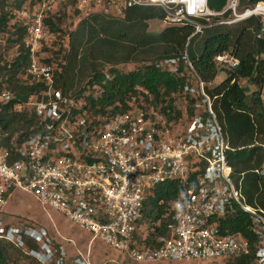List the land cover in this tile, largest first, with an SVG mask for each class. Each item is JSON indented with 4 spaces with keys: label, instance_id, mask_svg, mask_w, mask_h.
Masks as SVG:
<instances>
[{
    "label": "built area",
    "instance_id": "obj_1",
    "mask_svg": "<svg viewBox=\"0 0 264 264\" xmlns=\"http://www.w3.org/2000/svg\"><path fill=\"white\" fill-rule=\"evenodd\" d=\"M60 0H37L19 12L26 28L24 46L30 57L25 80L43 85V91L25 105L33 110L38 125L23 143L0 148V214L15 192L33 196L45 209L64 216L79 230L126 255L139 264L223 261L251 253L241 234H223L219 219L236 205L249 214L256 239L255 264H264V208L247 205L233 180L228 163L229 145L214 108V97L186 53L181 58L153 62L157 68L183 76V90L173 95L174 109L148 101L133 104L129 112L107 120L92 117L86 97L77 98L57 87L58 65L49 55L60 34L46 21L57 15ZM158 7L167 26H193L195 35L213 26H233L248 19L258 22L254 39L264 41V3L241 9L229 0L221 13L209 8V0H76L75 9L89 19L103 16L123 20L132 7ZM229 13V19H213ZM224 19V18H223ZM221 19V20H223ZM48 51V52H45ZM239 48L218 55L215 63L229 76L240 67ZM48 54V55H47ZM54 59V60H53ZM264 55L257 57L260 61ZM11 91L0 94L9 104ZM264 108V85L261 95ZM264 148V143L260 145ZM264 178V167L257 171ZM178 181L187 193L173 204L167 236L147 245L139 240L144 203L159 185ZM142 235V234H141ZM47 231L21 223L7 228L0 221V238L26 249L24 237L40 244L29 253L43 264H67L64 249L57 248ZM147 237L143 235V240ZM75 264H87L81 258Z\"/></svg>",
    "mask_w": 264,
    "mask_h": 264
},
{
    "label": "trees",
    "instance_id": "obj_2",
    "mask_svg": "<svg viewBox=\"0 0 264 264\" xmlns=\"http://www.w3.org/2000/svg\"><path fill=\"white\" fill-rule=\"evenodd\" d=\"M28 1L0 0V36L5 38V44H0V94L5 89L13 94L9 104L0 102V148L11 149L13 139L19 144L25 142L39 122L33 110L16 109L43 91V85L30 83L23 77L30 64V57L24 46L26 28L18 17L20 11L26 6L34 5L37 0H30L26 5ZM228 1L209 0V8L213 12L221 13ZM239 1L241 9L264 3V0ZM72 4H76V0H72ZM165 17L164 11L158 7L136 6L128 9L121 21L104 17L106 20L104 19L100 25V30L88 22L91 18L85 19L83 23L86 22L88 29L81 30L86 35L83 34L81 37V32L78 31L76 34H70L72 48L67 56L63 57L66 65H60L55 75L57 87L66 93H74L77 98L86 97L85 108L96 118L110 120L132 110L133 104L141 107L142 99L148 101V97L141 90L148 91L154 98L152 104L163 106V111L168 114V110L174 109L173 95L179 94L187 83V72L183 63L180 64L183 76L161 70L152 63L128 73L117 68H111L106 72L99 70L98 65L94 64L90 72L86 73L85 64L91 55L85 54V51L81 56L84 49H88L92 44L90 50H99L100 57L106 54L105 60L108 62L119 58L117 55L122 50L123 60L129 61L131 56L142 49L139 46L145 44L144 39H138L133 42L134 45H125L124 40H129V29L138 26L147 30L149 22L156 20L163 22ZM228 17L229 13H225L223 17L214 18L213 23ZM92 19L98 22L101 17L96 16ZM61 20L60 16L55 15L46 21V25L60 34V38L63 34L59 27ZM118 24L125 26L128 32H120L114 27ZM110 25L113 28L112 26L110 28ZM236 25H233L239 27L236 31H226L222 25L207 29L204 31L205 37L202 42L193 51L192 42L201 35L193 36L195 33L193 26L167 27L156 39V43L160 44L158 49L162 48L163 51L154 62L181 58L187 53L202 79L214 85L208 92L214 97V108L229 144L227 159L233 169V180L243 193L247 205L264 208V178L257 173L264 167V148L259 146L264 143V108L261 102L264 59L257 60V57L264 55V41L254 39V33L258 29V22L255 19H248ZM103 34L105 36L102 37ZM107 37L111 38L109 43ZM7 45L17 47V55L11 60L2 53V49ZM232 48H239L242 51L239 54L240 67L225 81L220 82L215 59ZM60 57L61 52H55L54 59L60 61ZM81 62L83 65L78 66ZM241 81L255 86L256 91L251 92L248 87L241 85ZM82 84V87L77 88ZM188 188L178 181H172L159 185L151 192L144 203L139 240L151 245L155 243L156 238L168 235L174 214L173 204L187 193ZM219 222L223 234L241 233L251 244L249 255L227 259L225 262L255 264L256 239L250 229L249 214L236 205L234 212L227 213ZM143 235L147 237L145 240ZM24 239L27 250L0 238V264H43L29 253L30 250H40V244L29 237Z\"/></svg>",
    "mask_w": 264,
    "mask_h": 264
},
{
    "label": "rangeland",
    "instance_id": "obj_3",
    "mask_svg": "<svg viewBox=\"0 0 264 264\" xmlns=\"http://www.w3.org/2000/svg\"><path fill=\"white\" fill-rule=\"evenodd\" d=\"M11 1H16V0H11ZM21 1V0H18ZM30 2V0L26 3V5H28V3ZM56 13L57 16L61 17V22L59 23V27L60 29L63 31V34L61 35V38H59V41L54 45V48L52 51H50L49 55L52 56L54 58V54L55 52H61V57H60V61H57L56 63L62 66L66 65V62L64 61L63 57L66 55L67 53H69L71 51L72 48V38L70 39V34H76V32H81L80 35L82 37V35H86L85 32H82L81 29L87 31L88 29V25L85 23H83V21L85 20V16L82 15L81 13H79L78 11H76L75 9V4H72V0H60V4L56 9ZM101 17V19H99L98 22H94L93 19H89L88 22H91L93 26H95L98 30H100V25L106 20L103 16H99ZM230 18V17H229ZM227 18V19H229ZM105 19V20H104ZM110 20V19H109ZM226 19L220 20L221 21H225ZM116 21H121V20H116ZM112 25H110L111 28ZM223 26V25H222ZM236 26H240V25H236ZM236 26H223L224 30L226 31H236L239 30V27ZM114 27H116L120 32H128V30L125 28V26H121V25H115ZM167 27L166 24H164L163 22L156 20V21H151L148 23V29L147 30H143V28L141 27H135L134 29H129V36H128V41L124 40V44L125 45H134L133 42L137 41L138 39H144V43L143 45L139 46L140 48H142L141 50H138V52L131 56V58L129 59V61H124L123 60V56H124V51L122 50L118 55L117 59H113L110 62L105 60V57L107 56L106 54H103L100 57V51L99 50H90L92 48V44L88 47V49H84V51L81 53V56L85 54L90 53L91 57H89L87 59V62L85 64V68H86V73H89L91 68H93L92 65L97 64V68L99 70H103L106 72H109L111 70V68H117V69H121L124 72H132L134 70L140 69L142 67H144L145 65H148L149 63H153L157 57L159 56L158 54L162 53L163 49L161 48L160 50L158 49L160 47L159 43H156V39L159 36V34H161ZM113 28V26H112ZM105 36L104 34L102 35V37ZM205 37V33L201 34L200 37H197L193 40L192 42V46H191V51H193L200 42H202L203 38ZM110 37H107V43L110 42ZM154 39V40H153ZM123 41V40H122ZM132 41V42H131ZM253 41V40H252ZM0 44L4 45L5 44V38L4 36H0ZM88 50V51H87ZM48 52V51H45ZM200 52V51H199ZM2 53H4L7 56L8 60L13 59L16 55H17V47H14L12 45H7L4 46V48L2 49ZM242 53V51H240V54ZM48 55V54H47ZM65 56V57H66ZM100 57V58H98ZM98 58V59H97ZM82 61V59H81ZM83 65V63L81 62V64L79 63L78 66ZM75 77V75H74ZM228 78L227 75L222 74V76L219 78V81H225ZM75 79L73 78V81ZM78 78H76V82L78 83ZM86 83V82H85ZM83 83V84H85ZM82 85H77L80 88L83 86ZM241 85L244 87H248L250 89L251 92L256 91V87L253 85H249L246 81H241ZM18 141L16 139L12 140V145H16L19 144L17 143ZM16 195L13 196L11 198V200L8 203V206L6 207V209L0 214V221H2L4 223L5 226H18L21 223H27L28 225L34 227L35 229L41 230V229H46L47 233H48V237H50V239L54 242L55 246L57 248H61L62 245L64 244H68V242H65V239L68 237H59L57 236V234L55 233L57 231V229L51 230L49 228V226L47 225V223L43 224L41 221V217H45L48 218L50 220H52L51 216L52 213L62 217L63 219H65L62 215L53 212L51 210H48L49 212L45 211V207H43L39 202H37V200L22 191H19L17 193H15ZM242 194V199L243 201L246 203V200L244 198L243 193ZM247 204V203H246ZM44 208V209H43ZM51 214V216H50ZM39 217V218H38ZM66 220V219H65ZM53 222V221H51ZM83 235L81 236H77L78 242H72V247L74 249H72V264H75V256L79 255V252H81V254L85 257H92V263L94 264L95 262L97 264H100V261L103 259L102 257H105V259L110 258L112 260H117V262L119 264H134L126 255H122L116 251L111 250L108 246H106L105 244H101L98 241H93L91 236L86 234V233H82ZM70 236L76 237L75 235L70 234ZM91 240L93 241V247L90 251L87 250H82L78 249L79 245H86L89 244L91 242ZM74 244V245H73ZM99 248V249H98ZM87 251V252H86ZM92 252V254H91ZM75 254V255H74ZM107 257V258H106ZM95 259V260H94ZM228 262H221V261H207V262H186V263H169V262H165V263H157V264H227Z\"/></svg>",
    "mask_w": 264,
    "mask_h": 264
},
{
    "label": "crops",
    "instance_id": "obj_4",
    "mask_svg": "<svg viewBox=\"0 0 264 264\" xmlns=\"http://www.w3.org/2000/svg\"><path fill=\"white\" fill-rule=\"evenodd\" d=\"M226 140H227V138H226ZM228 142V141H227ZM259 144V143H258ZM229 145V144H228ZM259 146H260V144H259ZM15 193H17V192H15ZM13 194L11 197H10V199H9V201L11 200V198L13 197V196H15L16 194ZM38 202V201H37ZM44 209V208H43ZM45 211H47V209H44ZM47 212H49V211H47ZM52 215L53 216H51V214H50V216H51V218H52V220H50L49 219V217L48 218H45V217H41V221H42V223L43 224H45V223H47V225L49 226V228L51 229V230H54V229H57V231L55 232L56 234H57V236H59V237H68V238H66L65 239V242H68V244H64V245H62L61 246V249H64V251H65V256H66V259L68 260V263L69 264H72V249H73V247H72V242L74 243V242H78V239H77V236L79 235V236H81V235H83L82 233V231L81 230H79L75 225H73L69 220H67L64 216V218L66 219H63L62 217H59V216H57V215H55V214H53L52 213ZM39 218V217H38ZM51 221H53V222H51ZM45 231H47L46 229H44ZM72 233H73V235H75L76 237H73L72 238V236H70V234L72 235ZM75 244V243H74ZM73 244V245H74ZM102 244V243H101ZM82 247H83V250H87V251H90L91 249H92V247H93V241L91 240V242L89 243V244H87V246L86 245H79V247H78V249H80V250H82ZM74 249H75V247H74ZM73 249V250H74ZM99 249V248H98ZM86 251V252H87ZM91 254H92V252H91ZM121 254V253H120ZM75 255V254H74ZM122 255H124V254H122ZM78 259V258H81V259H83L84 261H85V263H87V264H93L92 263V257H90V259H89V257L87 258L86 256L84 257L82 254H81V252H79V255H76L75 256V258H74V260L75 259ZM103 259L100 261V264H119L118 262H117V260H112V259H110V258H107V259H105V257H102ZM95 260V259H94ZM132 261V260H131ZM134 264H139V263H136V262H134V261H132ZM221 262H225V260H223V261H221ZM165 263V262H164ZM94 264H97L96 262L94 263Z\"/></svg>",
    "mask_w": 264,
    "mask_h": 264
},
{
    "label": "water",
    "instance_id": "obj_5",
    "mask_svg": "<svg viewBox=\"0 0 264 264\" xmlns=\"http://www.w3.org/2000/svg\"><path fill=\"white\" fill-rule=\"evenodd\" d=\"M213 88H214V85L211 86V89H213Z\"/></svg>",
    "mask_w": 264,
    "mask_h": 264
}]
</instances>
